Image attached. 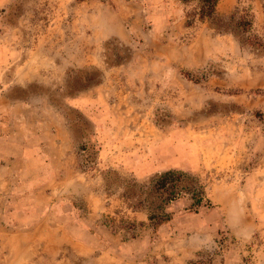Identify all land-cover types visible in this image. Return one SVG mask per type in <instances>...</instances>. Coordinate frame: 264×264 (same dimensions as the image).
<instances>
[{
    "label": "rangeland",
    "instance_id": "1",
    "mask_svg": "<svg viewBox=\"0 0 264 264\" xmlns=\"http://www.w3.org/2000/svg\"><path fill=\"white\" fill-rule=\"evenodd\" d=\"M197 13L0 0V264H264V0ZM170 170L205 201L155 232L139 186Z\"/></svg>",
    "mask_w": 264,
    "mask_h": 264
},
{
    "label": "trees",
    "instance_id": "2",
    "mask_svg": "<svg viewBox=\"0 0 264 264\" xmlns=\"http://www.w3.org/2000/svg\"><path fill=\"white\" fill-rule=\"evenodd\" d=\"M182 4H190L197 2L198 17L201 21L214 22L217 18V6L219 0H179ZM231 21L236 28L242 29L244 32L249 31L253 23L246 18L236 19L235 15L231 16ZM219 29V28H218ZM224 30V29H223ZM251 44L262 42H254L251 40ZM189 75V74H187ZM137 183H134L133 187H138ZM142 188V195L145 196L144 200L138 202L140 207H145V212L148 215L150 227L153 231H157L162 225L170 221V216L167 214V206L177 200L190 198L196 205L200 206L205 201V191L201 186L199 180L183 171L170 170L156 175L149 184L139 186ZM134 195L131 190L126 193V196L130 198ZM139 207V208H140ZM108 225V224H107ZM114 222L111 228L114 229ZM129 232L136 229L135 224H129L124 226ZM194 264V262H192ZM199 264H203L199 262Z\"/></svg>",
    "mask_w": 264,
    "mask_h": 264
}]
</instances>
